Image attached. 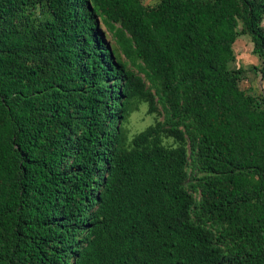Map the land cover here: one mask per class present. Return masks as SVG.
Wrapping results in <instances>:
<instances>
[{"label": "trees", "instance_id": "obj_1", "mask_svg": "<svg viewBox=\"0 0 264 264\" xmlns=\"http://www.w3.org/2000/svg\"><path fill=\"white\" fill-rule=\"evenodd\" d=\"M263 18V0H0V264H264V100L229 68L247 35L264 80ZM135 100L164 118L125 144Z\"/></svg>", "mask_w": 264, "mask_h": 264}, {"label": "rangeland", "instance_id": "obj_2", "mask_svg": "<svg viewBox=\"0 0 264 264\" xmlns=\"http://www.w3.org/2000/svg\"><path fill=\"white\" fill-rule=\"evenodd\" d=\"M141 3L145 6H153L157 3V0H141ZM34 15L37 16V12H35ZM262 26L264 27V19L262 21ZM99 29L108 46L112 49H116L114 38L100 23ZM236 30L237 32L241 30L240 24H238ZM233 44L234 61L229 64V68L231 70L237 68L244 70L238 83L239 88L259 101L264 100V80L260 79L257 74L249 70L253 67L260 66L259 59L251 53L252 45L250 38L247 35L239 36ZM115 51L118 54V59L126 63V68L137 74V71L130 67L125 58L117 50ZM138 76L143 80L144 86L148 87V83L143 76L140 74H138ZM146 110L147 106L145 103L135 100L125 118L118 122V127L122 130L125 137V144H128L133 136L143 131L146 127L156 122H162L164 114L158 105L156 112L153 114H148ZM161 143L164 147H175L177 145L171 138L167 137H164ZM185 148L187 155V146H185ZM194 198L197 200L198 195H194Z\"/></svg>", "mask_w": 264, "mask_h": 264}, {"label": "crops", "instance_id": "obj_3", "mask_svg": "<svg viewBox=\"0 0 264 264\" xmlns=\"http://www.w3.org/2000/svg\"><path fill=\"white\" fill-rule=\"evenodd\" d=\"M264 19V18H263ZM263 21V20H262Z\"/></svg>", "mask_w": 264, "mask_h": 264}]
</instances>
